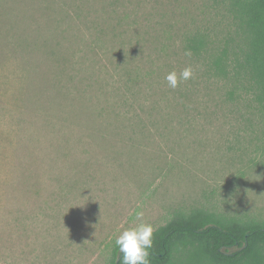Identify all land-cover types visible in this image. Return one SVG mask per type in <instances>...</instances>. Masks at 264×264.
Masks as SVG:
<instances>
[{
    "label": "rangeland",
    "instance_id": "1",
    "mask_svg": "<svg viewBox=\"0 0 264 264\" xmlns=\"http://www.w3.org/2000/svg\"><path fill=\"white\" fill-rule=\"evenodd\" d=\"M218 12L0 0V264H113L136 212L155 229L176 209L264 219V113L184 50L201 29L220 46Z\"/></svg>",
    "mask_w": 264,
    "mask_h": 264
},
{
    "label": "trees",
    "instance_id": "2",
    "mask_svg": "<svg viewBox=\"0 0 264 264\" xmlns=\"http://www.w3.org/2000/svg\"><path fill=\"white\" fill-rule=\"evenodd\" d=\"M213 3L225 29L220 46L210 37L215 32L201 29L185 36L184 50L208 60L231 85L228 97L247 93L264 113V0ZM150 253L151 264H264V219L176 209L156 228ZM113 264H122L118 248Z\"/></svg>",
    "mask_w": 264,
    "mask_h": 264
},
{
    "label": "clouds",
    "instance_id": "3",
    "mask_svg": "<svg viewBox=\"0 0 264 264\" xmlns=\"http://www.w3.org/2000/svg\"><path fill=\"white\" fill-rule=\"evenodd\" d=\"M185 54L191 55L190 51ZM192 74L193 70L189 66L179 75L175 71L168 73L165 79L169 87L176 88L180 81L190 79ZM134 215L140 222L122 231L115 238V245L121 253L122 264H151L150 250L153 247V235L156 229L152 224L144 222L143 212H136Z\"/></svg>",
    "mask_w": 264,
    "mask_h": 264
}]
</instances>
